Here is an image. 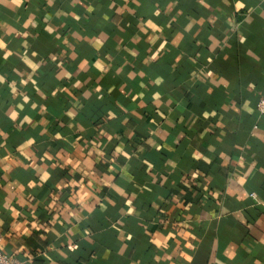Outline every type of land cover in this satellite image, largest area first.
Returning a JSON list of instances; mask_svg holds the SVG:
<instances>
[{"label": "crops", "instance_id": "obj_1", "mask_svg": "<svg viewBox=\"0 0 264 264\" xmlns=\"http://www.w3.org/2000/svg\"><path fill=\"white\" fill-rule=\"evenodd\" d=\"M0 44L17 264H264V0H0Z\"/></svg>", "mask_w": 264, "mask_h": 264}, {"label": "built area", "instance_id": "obj_2", "mask_svg": "<svg viewBox=\"0 0 264 264\" xmlns=\"http://www.w3.org/2000/svg\"><path fill=\"white\" fill-rule=\"evenodd\" d=\"M255 109L259 113H264V87L258 94L255 101ZM18 260L16 257L10 255L0 248V264H17Z\"/></svg>", "mask_w": 264, "mask_h": 264}, {"label": "clouds", "instance_id": "obj_3", "mask_svg": "<svg viewBox=\"0 0 264 264\" xmlns=\"http://www.w3.org/2000/svg\"><path fill=\"white\" fill-rule=\"evenodd\" d=\"M239 7H242V5H239ZM0 47H3V45H2V44H0Z\"/></svg>", "mask_w": 264, "mask_h": 264}]
</instances>
